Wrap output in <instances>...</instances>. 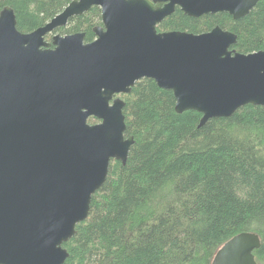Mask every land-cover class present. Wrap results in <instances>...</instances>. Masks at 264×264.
I'll list each match as a JSON object with an SVG mask.
<instances>
[{"label":"water","instance_id":"water-1","mask_svg":"<svg viewBox=\"0 0 264 264\" xmlns=\"http://www.w3.org/2000/svg\"><path fill=\"white\" fill-rule=\"evenodd\" d=\"M262 0H74L45 26L23 33L14 9L0 13V264H65L64 244L91 211L113 161L125 165L122 95L154 80L175 111L202 115L199 127L245 106L264 107V51L233 50L236 34L159 32L176 7L189 17L247 16ZM96 39L46 36L92 7ZM90 119L97 121L90 124ZM261 239L242 233L212 264H258Z\"/></svg>","mask_w":264,"mask_h":264},{"label":"trees","instance_id":"trees-1","mask_svg":"<svg viewBox=\"0 0 264 264\" xmlns=\"http://www.w3.org/2000/svg\"><path fill=\"white\" fill-rule=\"evenodd\" d=\"M73 1L0 0V13L11 7L18 29L31 33ZM99 26L102 11L94 6L57 33H85L92 42ZM217 26L237 35L238 53L264 51V0L238 20L228 13L200 19L177 13L158 31L202 34ZM121 98L126 136L135 144L125 165L112 162L88 219L64 244L65 264H212L242 233L260 237L254 254L264 264V107L245 106L199 127L202 115L178 114L173 92L154 80L138 82Z\"/></svg>","mask_w":264,"mask_h":264},{"label":"flooded vegetation","instance_id":"flooded-vegetation-1","mask_svg":"<svg viewBox=\"0 0 264 264\" xmlns=\"http://www.w3.org/2000/svg\"><path fill=\"white\" fill-rule=\"evenodd\" d=\"M177 13H183L185 16H187V15L181 10V8H180L179 6H177L175 12H174L172 15H170L169 17H167L164 21H166L168 18L172 17L173 15H175V14H177ZM187 17H189V16H187ZM203 17H204V16L199 17V18H193V17H189V18L200 19V18H203ZM164 21H163L161 24H159L158 26H161V25L164 23ZM66 26H67V25H66ZM66 26H65V27H66ZM60 28H62V27H59V28L55 29L52 33H49V34L46 36V40H47L48 42H52L53 37L56 36L57 34H60V33H57L58 30H59ZM157 29H158V27H157ZM182 32H188V33H193V34H195L194 32H190V31H188V30H185V31H182ZM60 35H61V34H60ZM62 36H65V35H62ZM48 39H49V40H48Z\"/></svg>","mask_w":264,"mask_h":264}]
</instances>
